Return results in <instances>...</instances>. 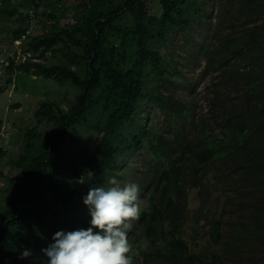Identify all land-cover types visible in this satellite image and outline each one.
I'll list each match as a JSON object with an SVG mask.
<instances>
[{"label":"trees","instance_id":"obj_1","mask_svg":"<svg viewBox=\"0 0 264 264\" xmlns=\"http://www.w3.org/2000/svg\"><path fill=\"white\" fill-rule=\"evenodd\" d=\"M239 1L240 9L246 8L248 14L264 12V0ZM206 5L214 6V0H152L149 7L147 0H123L116 7L112 0H88L82 21L66 30L54 23L46 38L31 39L29 49L38 53V58H45L50 51L48 60L52 63L29 58L15 65L8 56L10 71L68 81L77 93L66 110L42 102L34 113L37 118L53 120L54 129L38 155L28 157L26 164L18 162L21 180L0 212V264H45L47 257L41 249L53 242L56 231L89 227L91 216L83 202L89 187L109 186V179L117 174L132 147L140 149L144 138L149 159L143 161L148 169L141 173L148 175L146 180H139V187L144 189L141 197L147 207L134 222L128 239L134 246L143 238L150 244L140 251L136 262L141 258L142 264H226L217 253L206 256L189 249L184 238L185 188L196 187L209 164L219 159L232 162L238 149L264 143V95L255 102L256 115L249 123L235 121L232 135L227 128L222 129L224 135L232 136L231 141L222 138L221 143L199 123L192 147L186 145L184 137L171 140L159 131L151 133L145 122L147 104L143 102L151 99L159 107L173 104L169 96L151 86L165 77L173 63L172 53L162 47L170 45L173 32H189L204 21ZM126 13L131 20L122 23ZM20 35L18 31L13 37ZM263 35L264 24L252 26L250 34H241L240 43L252 44ZM217 64L207 57V66ZM11 79L8 77L7 83ZM170 79L173 85L184 82L181 76ZM185 108L186 104L175 102L173 109L181 118ZM132 122L136 123L134 129ZM77 126L89 131L87 146L77 139ZM85 146L91 150H79ZM80 170L93 171L89 181L81 185L72 179L80 176ZM220 226L217 218L212 219L214 244L219 243ZM24 248L34 255L19 259Z\"/></svg>","mask_w":264,"mask_h":264},{"label":"rangeland","instance_id":"obj_2","mask_svg":"<svg viewBox=\"0 0 264 264\" xmlns=\"http://www.w3.org/2000/svg\"><path fill=\"white\" fill-rule=\"evenodd\" d=\"M120 1L123 0H112V6ZM151 1L147 0V7ZM87 3L88 0H0V212L9 204L15 184L21 180L19 163L26 164L28 157L38 155L54 129L53 120L37 118L34 113L42 102H52L66 110L77 93L68 81L10 71L7 58H13L15 65L29 58L32 62L52 63L48 60L50 51L45 58H38V53L29 49L31 39L46 38L54 23L66 30L82 21ZM214 3L206 5L204 21L189 32H173L170 45L162 47L172 53L173 63L165 77L151 86L169 96L173 104L159 107L154 100L143 99L147 104L145 122L151 133L159 131L171 140L184 137L190 147L196 140L199 123L221 143L222 138L231 141L232 136L224 135L222 129L227 128L232 135L235 121L249 123L256 115L255 102L264 95V35L252 44L240 43L242 33L247 36L252 26L264 24V12L257 16L248 14L246 8L240 9L239 0ZM128 20L131 15L126 13L121 22ZM18 31L21 35L14 39ZM208 56L218 61L216 67L206 65ZM174 76H181L184 82L173 85L169 80ZM8 77H12L10 83ZM175 102L186 104L181 118L173 109ZM135 124L131 123L133 129ZM75 128L77 139L87 146L85 136L89 131ZM143 142L138 148L140 153L132 147V153L117 169L114 177L121 185H139L140 179L146 180L148 173L141 171L148 169L143 164L149 159L147 139ZM86 146L79 150L90 151ZM231 160L219 159L209 164L200 183L185 188L184 238L190 250L206 256L217 253L226 264H264V143L238 149ZM92 172L80 170V176L72 179L81 185V181H89ZM185 179L187 182L189 177L186 175ZM214 218L221 224L218 244L211 237ZM140 261L141 258L136 263L142 264Z\"/></svg>","mask_w":264,"mask_h":264},{"label":"clouds","instance_id":"obj_3","mask_svg":"<svg viewBox=\"0 0 264 264\" xmlns=\"http://www.w3.org/2000/svg\"><path fill=\"white\" fill-rule=\"evenodd\" d=\"M108 185H91L83 198L91 216L89 227L56 231L53 242L41 249L47 264H136L140 251L148 249L147 238L136 246L128 239L133 223L147 207L139 185H121L115 177ZM33 255L31 249L24 248L18 258Z\"/></svg>","mask_w":264,"mask_h":264}]
</instances>
